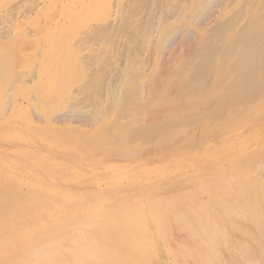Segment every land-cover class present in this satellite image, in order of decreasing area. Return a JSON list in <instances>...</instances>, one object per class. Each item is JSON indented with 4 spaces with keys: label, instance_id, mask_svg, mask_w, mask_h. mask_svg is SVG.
Wrapping results in <instances>:
<instances>
[{
    "label": "rangeland",
    "instance_id": "374dc122",
    "mask_svg": "<svg viewBox=\"0 0 264 264\" xmlns=\"http://www.w3.org/2000/svg\"><path fill=\"white\" fill-rule=\"evenodd\" d=\"M204 1L0 0V195L14 192L26 195L37 188L40 196L69 195L71 205H59L65 209L79 207L83 202H98L100 206L112 207L111 212H119L130 202L140 206L138 203L154 201L159 196V199L175 200L177 195H184L187 199L191 192L190 199L206 202L208 208L218 204L215 215L218 216L235 202L232 195H237L239 188L247 185L244 186L247 191H252L248 196L258 201L259 211H264V82L246 86L245 90L251 94H246L237 84V89L243 92L241 95L251 99L248 108L227 107L229 99L225 98L220 99L219 105L218 100L213 101L210 109V103H198L195 96H190L189 90H193L197 83L193 76L194 64H186L202 42L212 43L217 60H221L222 46L233 43L232 39L238 42L248 30L264 25V2L220 0L222 3H218L217 0H206L212 5L207 3L208 7H213L211 11L208 9L212 13H208V19L205 17L197 27L196 23L192 24L197 19L193 17L200 9L199 3ZM234 18L240 19L236 21ZM172 26L193 27L197 38H201L197 44L191 41L194 42L191 47L186 46L189 42L176 43L168 52L169 61L162 64L159 56L163 49L161 41L157 43V40ZM151 37L157 39L152 38L157 44L148 54ZM236 56L237 53L234 59ZM198 59L196 63L201 62ZM183 64L189 77L184 88H180L184 90L178 89L183 95L176 92L180 99L174 93L154 97L151 88L156 83L155 78L163 74L164 77L158 78L157 82L167 81L163 85L169 86L174 81L173 72L184 68ZM160 68H167L168 74L172 72L168 79L164 69L159 72ZM190 83L193 85H190L191 89ZM209 83V80L204 81L206 88L214 86L213 82ZM163 87L166 92L167 86ZM187 94L189 103L185 100ZM147 103L150 107H146ZM181 105H187L185 110L188 112L181 109ZM60 115H66L68 119L58 121ZM179 119L183 125L175 123ZM148 121L153 122V126L146 124ZM221 121L225 123L222 127ZM140 143L144 145L142 148ZM170 145L181 151L179 155H169L162 150ZM113 148L118 149H114L118 155ZM129 150L132 152L128 153ZM223 182L230 185L231 193L228 188L223 191L226 188V185L225 188L220 186ZM116 204H121L120 209L113 206ZM169 226L172 234L177 235L175 240L186 238L176 225ZM152 264L174 263L160 251L152 257Z\"/></svg>",
    "mask_w": 264,
    "mask_h": 264
},
{
    "label": "bare ground",
    "instance_id": "6f19581e",
    "mask_svg": "<svg viewBox=\"0 0 264 264\" xmlns=\"http://www.w3.org/2000/svg\"><path fill=\"white\" fill-rule=\"evenodd\" d=\"M217 1H218V3L220 2V0H217ZM263 2H264V0H263ZM207 3L210 4V2H207ZM207 3H206V0L204 1V3H201V2L199 3L198 7L200 9H199L197 15H194V17H193L194 19H195V17L197 18L194 21V23H192L193 25H195V23H196V26L199 25L205 17L207 18L208 13H212V12H208V9H210V11H211V9H213V7L210 8L212 6L211 4H210L211 6L208 7L209 4H207ZM220 3H222V2H220ZM41 4H42V2H41ZM254 6H255V1H254ZM219 7H220V4H219ZM262 7H264V6H262ZM195 8H196V6H195ZM262 13H264V11ZM216 14H218V13H216ZM252 16L253 15H251V17ZM262 17H264V16H262ZM209 18H210V16H209ZM248 18H250V17H248ZM239 19H235V20L237 21ZM246 20H247V18H246ZM230 21H231V19H230ZM235 23L237 24L238 22H235ZM252 23L254 24L255 21ZM262 24H264V23L262 22ZM182 25L184 26V24H182ZM210 27H212V26H210ZM231 27H233V26H231ZM254 27H256V26H254ZM165 32H166V34H162V38H160V40L156 39L157 35L154 36L156 38L151 37L150 38L151 40L149 41L148 48H147V53L150 54L151 52L154 51L156 44L159 41H161L160 46H161V49H163V50L160 51L161 55L159 57H161V61L163 62L162 64H164V63L167 64V60L169 61L168 52L176 43H179L180 41L183 44L189 42V44L187 43L186 46L190 45L189 47H191V45H193V43H194L191 41H195L196 42L195 44H197L198 39L200 40V38H201V37L197 38L196 32L193 29V27H190V28L185 27V29H184L183 27L173 28V26H172L169 30H165ZM235 33H237V31ZM236 37H237V34H236ZM152 38L155 41L157 40V43ZM196 38H197V40H195ZM232 41H233V43L228 42L229 44L227 43L226 46L220 45L224 48V50L222 51V59L219 58L221 60H217V54H216L213 46L210 45L212 43H210V44L204 43L203 44V42H202L200 45H197V47L195 45L193 46L194 48L196 47V49L194 50L192 56H190L188 62H186V64H189V65L194 64L193 65L194 66L193 72L195 73V75L193 73V76L195 78L194 81L197 84H195V87L193 88V90H189V88L187 89L186 87L185 88L187 89V91L189 90V92L191 94L190 96L196 97L195 100L196 101L198 100V103L202 102V103H204V105H205V103H208V104L210 103V106H209L210 109L212 108L211 103L214 104L213 101L216 102L218 100L217 103L219 105L220 99H225V98L229 99L227 101V107L234 105V106H241L243 108H246V107L248 108L249 104H251V101H250L251 99H250V97L248 98L246 95L245 96L241 95L243 92L240 91L239 89H237V87H238L237 84H240L239 87L241 89L245 90L246 86H248V85H252V84H255L257 82H260V83L264 82V25L261 27L259 26V27L253 28L251 31L248 30V33L245 36L243 35L238 42L234 41V39H232ZM215 42H216V40H215ZM183 44H181V45L183 46ZM220 44H221V42H220ZM182 48H184V47H182ZM189 50H190V48L188 49V51ZM174 51H175V48H174ZM172 53L170 54V56L172 55ZM235 53H237V56L234 59ZM199 57L201 60L198 59ZM174 58H175V56H174ZM197 59L201 62L196 63ZM182 61L183 60H181V62ZM177 64H179V60H178ZM183 65H184V68H182V67H181L182 69L178 68L175 71L176 73L173 72V75H174L173 80L174 81L170 80L171 82L172 81L173 82L170 83L169 86H168V84L163 85V83H165L167 81H163V83L158 84L157 80H158V78L163 76V74L161 76H159L158 78L154 77L156 79V81L151 77V79H153V82L154 81L156 82V83H154L153 88L150 87L152 89L151 94H153L154 97H157L158 94L162 95L161 97H163V94L165 93V95H164V97H165V96L170 95L171 93H174L176 95L177 94L176 92H178L180 90V88H184L187 77H189V73L185 69V64H183ZM161 66H163V65H161ZM161 68H160V70H161ZM187 68H188V66H187ZM163 69H164L163 73L164 74L167 73V75H165V76L168 79L169 78L168 75L172 74V72L170 70H168V71H170V73L168 74V72L166 70L167 68L166 69L163 68ZM163 69L161 71L159 70V72L162 73ZM172 71H174V70H172ZM173 75H171V77H173ZM190 76H192L191 73H190ZM190 78L192 79V77H190ZM205 79L209 80L211 83L213 82L214 86L212 88H210V87L206 88V86L204 85V81H207V80H205ZM148 81H149V79H148ZM161 81H162V79H161ZM241 81H242V83H240ZM187 83H189V82H187ZM211 83H209V84H211ZM190 85H192V84L190 83L189 87H190ZM163 86H165V87L167 86V88H165L166 92H165ZM190 89H191V87H190ZM182 90H184V89H182ZM182 90H180V91H182ZM138 92H139V90H138ZM185 92H186V90H185ZM189 92H188V94H189ZM227 92H229V93H227ZM186 93H184V94H186ZM245 93L251 94V92L248 89L245 90ZM148 94H150V93H148ZM174 94H172V96ZM181 94L183 95V93L180 92V95ZM188 94L186 95V98L184 96L185 100L188 98L187 97ZM177 95H179V93ZM180 95H179V98H177V99H180ZM181 98H183V97H181ZM152 99L155 100V98H151V100ZM164 99L167 100L166 98H164ZM182 100L183 99H181V101ZM170 101L172 103V100H170ZM186 101H187V103H189L188 100H186ZM154 103H155V101H153L152 105H154ZM193 103H194V101H193ZM193 103H191V104H193ZM150 104H151V102H150ZM169 104H170V102H169ZM221 105H222V103H221ZM146 107H150L148 103H147ZM216 107H217V105H216ZM223 107H225V106H223ZM185 108H187V105H181V109L185 110ZM162 109H164V108H162ZM162 109H160V110H162ZM168 109L166 108V110H168ZM202 109H203V106H202L201 110ZM207 110H209V109H207ZM185 111H187V110H185ZM247 111H248V109H247ZM163 112H164V110H163ZM205 112H206V110H205ZM224 112H225V110H224ZM243 112L245 113L246 111H243ZM149 113L151 114V112H149ZM149 113H147V114H149ZM221 113L222 112H220V114ZM164 114H165V112H164ZM170 114H172V113H170ZM217 114H218V112H217ZM153 115H154V113H153ZM174 116H176L175 113H174ZM182 116H185V115H182ZM211 116L213 117V115H211ZM223 116H224V113H223ZM239 116L241 117L240 114H239ZM239 116H237V117L240 118ZM187 117H189V116H187ZM157 118H159V116ZM66 119H68V117L66 115H60L58 117V121H63ZM145 119H147V118H145ZM162 119H163V117H162ZM168 119L169 118H167V120ZM214 119H215V117H214ZM208 120H209V118H208ZM209 121H212V119ZM161 122H163V121L161 120ZM164 122H165V120H164ZM169 122L173 123V121H169ZM180 122H181L180 119L175 120V123L178 125L181 124ZM224 122H225V120H224ZM230 122H233V121H230ZM137 123H138V121H137ZM152 123H150L148 121V123H146V124H148V125L151 124L150 126H153ZM166 123H167V121H166ZM220 123H221L220 127H222V124H223L222 121ZM235 123L236 122H233V125H236ZM158 124H159V122H158ZM163 125L166 126L165 124H163ZM181 125H183V124H181ZM139 126H140V124H139ZM156 126H157V124H156ZM216 126L219 127V125H216ZM185 127H187V126H185ZM213 127H214V125H213ZM227 128H226V131H227ZM180 129H181V127H180ZM218 129H222V128H218ZM184 130H185V128H184ZM228 130H229V128H228ZM185 131H188V130L186 129ZM229 131H231V130H229ZM168 132H170V131H168ZM182 134H184V132H182ZM149 136H151V135H149ZM176 136H178V135H176ZM156 137H159V136H156ZM160 138H161V136H160ZM145 139H146V137H145ZM177 139L178 138L176 137L175 140H177ZM148 141L149 140L147 138V142ZM193 142H195V141H193ZM140 144H142V143H140ZM148 144H149V142H148ZM160 144H162V142ZM111 145H110V147H111ZM113 145H114V143H113ZM145 145H147V144H145ZM142 146H144V145L142 144L141 148H142ZM130 147H132V146H130ZM133 147H135V146H133ZM172 147L173 146L170 145V147L169 146L167 148L164 147L162 150L167 151V153H170L169 155H179L178 152L180 150L178 151L177 149L172 148ZM152 148H151V152L153 151ZM154 148H156V147H154ZM114 149H116V148H113L112 150L115 151ZM158 149H160V148H158ZM116 150H118V149H116ZM154 150L157 151V149H154ZM113 151H112V153H113ZM132 151L134 152V149ZM132 151L129 150L128 153H130ZM110 152H111V150H110ZM116 152L117 151H115V154H116ZM135 152H136V150H135ZM140 152L141 151H139V154L141 155L142 152L141 153ZM118 153L119 152H117V155H118ZM126 153H125V155H127ZM136 154H138V153H136ZM148 154L149 153H147V155ZM227 177H229V176H227ZM227 177L225 180H227ZM225 180H222V181H225ZM229 180H230V178H229ZM228 182L232 183V181H228ZM178 183L179 182H177V184ZM30 184H32V183H30ZM145 185H147V184H145ZM145 185H144V187H145ZM225 185H226V188H225ZM151 186H153V185H151ZM178 186H180V185H178ZM194 186H195V184H194ZM220 186H222V188L223 187L225 188V190L223 189V191H226L228 188V192L231 193L230 190L232 188L230 187V190H229V187H228L230 185L227 186V184H225V182H223V184L221 183ZM244 186H247V185H244ZM244 186L239 188V190L237 191V195L236 194L232 195L233 199L235 197V202L232 203V205L229 202L230 203L229 205H231V207L229 208V206H228L226 209L220 208V209H223V211H222V213L220 212V214L218 216H215L216 213H218L219 206L216 209V205H218V204H216V203L214 204V202H213V204H214L213 207L208 208L207 207L208 204H207V206L205 205L206 202L203 204L201 201L197 202L196 200L191 198L195 202V203H193L190 199V196H192L191 192H190V196H186L187 199L184 198L185 197L184 195H182V196L177 195L176 198L173 197L175 200H173V199L172 200H170V199H159L160 198V196H159V198H157V200H154L151 197L152 198L151 200H154V201H149V200L144 199V200H146V202L138 203L140 206H134V204H132L130 202L127 205V207H125L124 209H120L121 204L120 205H117V204L113 205L114 207H117L120 209L119 212H111V211H113V210H110L112 207L100 206L101 204L98 202L88 204V203H85L83 201L82 202L84 204L79 203L80 204L79 207H71L70 206V207H67L65 209V208L60 207L59 205H61V204L71 205L72 199H69V197H70L69 195L66 196V195H63V193H60V197L55 196V195L40 196L39 193H37V191H36L37 188H35V192H31V193L26 194V195H19V194H16L15 192L11 193V194H7V195L1 194L0 195V264H30V256H29L30 251L36 247H39L41 245H44V244H47L50 242H57L59 245L60 255L58 257V264H152V257L154 255H157L158 252L160 253V251L166 253L168 255V257L172 259L174 264H264V211H259V208L257 206L258 201L256 202V200L254 201L253 199L250 198V196H248L249 195L248 193L252 194V191L248 192L247 187H244ZM198 187L200 189L203 188L200 186H198ZM147 188H146V190H147ZM152 188H154V187H152ZM152 188H150V189H152ZM136 189H138V188H136ZM161 189H163V188L161 187ZM171 189H172V187H171ZM182 189H184V188H182ZM195 190H197V189L195 188ZM195 190H193V191H195ZM220 191H222V190H220ZM122 192H120V193H122ZM174 192H175V189H174ZM176 192H178V191H176ZM179 192H181V191H179ZM182 192L184 193V191H182ZM73 193L75 194V192H73ZM159 193H160V191H159ZM161 193H164V192H161ZM151 194H150V196H151ZM168 194H165V195L167 196ZM181 194L179 193V195H181ZM205 194L207 196V193H205ZM205 194H204V196H205ZM161 195H162V197L164 196L163 194H161ZM169 195H168V197H169ZM141 196H140V200L142 198ZM146 196H148V195H146ZM206 196H205V198H203L204 200L208 198V196H207V198H206ZM171 197H172V195H171ZM213 197L214 196H212V198ZM217 197H219V195ZM230 198H232V197H230ZM200 199H201V197H200ZM76 200L77 199H75V201ZM186 200L190 201V202H187ZM74 203H76V202H74ZM94 204H96V205H94ZM124 204H126V203H124ZM225 206H226V204H225ZM108 217H109V219H108ZM172 223H173V227L177 226L178 229L181 230L180 231L177 229L178 232L180 231L181 233L185 234V237H186V238L184 237L185 239H183L181 241L175 240V239H177V235L174 233L172 234V232H171L172 227L169 226ZM177 230H176V233H177ZM159 246H161L160 247L161 249H158ZM241 259H244V260H241Z\"/></svg>",
    "mask_w": 264,
    "mask_h": 264
},
{
    "label": "clouds",
    "instance_id": "9594fccd",
    "mask_svg": "<svg viewBox=\"0 0 264 264\" xmlns=\"http://www.w3.org/2000/svg\"><path fill=\"white\" fill-rule=\"evenodd\" d=\"M59 255L58 243L50 242L30 251V264H58Z\"/></svg>",
    "mask_w": 264,
    "mask_h": 264
}]
</instances>
